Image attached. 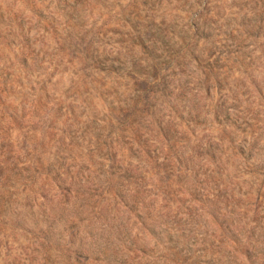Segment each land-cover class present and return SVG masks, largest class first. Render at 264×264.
Wrapping results in <instances>:
<instances>
[{
    "label": "rangeland",
    "instance_id": "1",
    "mask_svg": "<svg viewBox=\"0 0 264 264\" xmlns=\"http://www.w3.org/2000/svg\"><path fill=\"white\" fill-rule=\"evenodd\" d=\"M175 51L212 88L177 109L238 110L251 156L181 172L155 132L134 143V91ZM212 118L195 128L219 141ZM0 264H264V0H0Z\"/></svg>",
    "mask_w": 264,
    "mask_h": 264
},
{
    "label": "trees",
    "instance_id": "2",
    "mask_svg": "<svg viewBox=\"0 0 264 264\" xmlns=\"http://www.w3.org/2000/svg\"><path fill=\"white\" fill-rule=\"evenodd\" d=\"M155 36L159 38L163 37L158 29L156 30ZM149 40L152 44L151 48L155 50L156 41L152 40L151 37ZM161 44L166 46L168 45V42L162 41ZM142 46L144 47V45ZM184 59L186 60V58ZM156 61L162 62V66L163 63L167 65L165 68L166 71L161 76L159 75V72L162 69V66ZM125 62H128L127 59ZM190 62H184V64L188 66ZM193 62L196 63L197 60H193ZM133 64L134 66L132 72L139 71L141 68L139 63L135 62ZM181 64L182 62L178 60V51H175L170 52L163 60L154 59L146 66L150 72L148 76L143 78V81L150 83L152 80L155 87H152L153 90H151L148 95L145 93L146 90L143 88L136 89L134 91V94L137 97L142 98L141 103H137V105L133 107L134 109L132 112L134 115V123L128 128L134 143L138 145V148L141 151L148 153L146 148H143L144 144H142V139L146 133L155 132L158 135L157 141H162L164 145L165 143H171L169 146V150L171 152L170 155L172 156V159L176 161V164L179 165L178 167L181 168V172L189 169H192L193 172H195L196 170H200L203 166L211 165H215L216 168H220L221 163L218 165V162L221 161V157L225 153V144L227 143H229L228 149L235 151L232 153H237L245 157L246 155L251 156L254 152L255 146L258 145L255 140H253L249 146L247 145L242 147L237 145L231 137V135H235L240 132V129L237 127V121L234 120V116L239 114L238 110H232L222 106L219 103V99L217 104L213 105L212 110L209 108L205 109L206 105L201 106L200 103H196L194 100L193 105L186 108L184 113H180L179 109H177L176 103L174 102L175 99L188 93L193 95L194 99L199 98L202 101V99L205 100V98H208L212 91V88L208 84L211 83L209 74H207L201 83L193 84L192 82V84H190L188 79H184L182 77L177 78V73H170V71H174L180 67ZM107 69L114 70L115 67L113 64H110V67ZM218 82L220 83L221 80ZM191 86H193V88H191ZM188 94H186V96H188ZM113 99L117 100V97ZM127 99L134 101V96L133 98L132 96L127 97ZM125 104L128 106V103ZM112 109L113 111L115 110L114 107H112ZM123 111V109H120L119 112L122 113ZM209 115H211L213 117L212 120L215 123L218 122L224 130V136L220 137L219 141L214 140L212 135H210L207 130L201 129L197 132L195 128L197 125L202 126V119L207 121ZM178 117L180 118V125L182 129L181 134H185V129L186 134L190 135L187 136L185 142L177 139L179 126L177 125L176 120ZM148 121L150 122L147 123ZM185 121L187 122L186 126H184ZM241 133L243 132H240V135ZM191 136L195 138L194 142H191ZM147 139L149 138H146L144 141H148ZM175 146H177V149L172 152V149ZM118 165L121 167V170H123V173L125 171L126 175L133 172L135 168H138L137 165L131 162L126 164L124 161H121ZM252 228L254 229L255 227L253 226ZM230 240L236 242L233 238H230ZM244 240L245 243L242 244L243 248L241 250V254H243L245 258L249 259L250 254L258 250L256 240H254V236L252 235H245Z\"/></svg>",
    "mask_w": 264,
    "mask_h": 264
}]
</instances>
